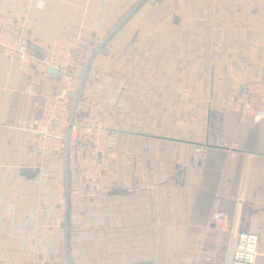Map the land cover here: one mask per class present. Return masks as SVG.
Masks as SVG:
<instances>
[{"label":"crops","instance_id":"0c3cea01","mask_svg":"<svg viewBox=\"0 0 264 264\" xmlns=\"http://www.w3.org/2000/svg\"><path fill=\"white\" fill-rule=\"evenodd\" d=\"M140 1L0 0V15L26 21L36 54L13 62L0 44V264H70L66 143L39 152L18 127L58 85L40 57L59 36L94 49ZM249 80L264 81V0H145L135 10L93 57L82 91L79 107H103L115 144L94 186L70 165L72 264L222 261L252 219L264 248V115L242 118L232 102Z\"/></svg>","mask_w":264,"mask_h":264},{"label":"built area","instance_id":"2783aa9c","mask_svg":"<svg viewBox=\"0 0 264 264\" xmlns=\"http://www.w3.org/2000/svg\"><path fill=\"white\" fill-rule=\"evenodd\" d=\"M27 23L15 16L0 15V44L9 51L13 62H27L36 54L24 41L22 35ZM93 50V41L86 37H56L47 52L40 57L42 65L58 71L59 81L54 89L39 92L40 103L34 108L32 117H21L18 127L24 133L35 136L36 150L43 153H58L65 149L67 129L70 130L71 167L85 185L94 186L101 179L104 171L102 153L110 151L115 144L114 134L103 121L105 110L99 103L78 107L72 124L71 91L75 81L83 71L86 61ZM250 67H247L249 69ZM29 94L38 93L33 85L26 87ZM182 95H188L183 91ZM232 102L235 111L242 117L255 116L264 111V81L249 80L236 93ZM55 138L57 142H54ZM52 139V141H51ZM63 148V149H62ZM206 150L196 147L194 161H202ZM44 176H49L44 174ZM213 220L222 228L230 227V215L221 208L213 209ZM81 221L80 214L74 216ZM89 223V221L87 222ZM189 264H264V248L261 246V222L252 219L246 230H234L232 244L226 259L216 261L211 257L193 255Z\"/></svg>","mask_w":264,"mask_h":264},{"label":"water","instance_id":"95a60500","mask_svg":"<svg viewBox=\"0 0 264 264\" xmlns=\"http://www.w3.org/2000/svg\"><path fill=\"white\" fill-rule=\"evenodd\" d=\"M145 0H141L117 25L116 27L108 33V35L91 51L86 64L83 68L81 78H80V83L78 86L77 90H73L70 93V97L72 100H74L73 108H72V113H71V121L70 124L73 123L76 113L80 104L81 96H82V91L83 87L85 85L88 71L92 62L93 57L95 54L102 48V46L117 32V30L123 25V23L135 12V10L144 2ZM53 71V70H52ZM55 72V71H54ZM264 115V111L258 113V116ZM70 130H71V125L67 129V134L65 138L66 142V229H67V254L69 257L70 264L71 258L69 254V230H70V165H71V148H70ZM122 264H149L146 262H139V263H122Z\"/></svg>","mask_w":264,"mask_h":264}]
</instances>
